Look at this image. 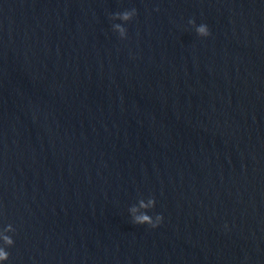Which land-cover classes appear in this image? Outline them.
Here are the masks:
<instances>
[{
    "label": "water",
    "instance_id": "water-1",
    "mask_svg": "<svg viewBox=\"0 0 264 264\" xmlns=\"http://www.w3.org/2000/svg\"><path fill=\"white\" fill-rule=\"evenodd\" d=\"M9 223L0 264H264V0H0Z\"/></svg>",
    "mask_w": 264,
    "mask_h": 264
},
{
    "label": "clouds",
    "instance_id": "clouds-1",
    "mask_svg": "<svg viewBox=\"0 0 264 264\" xmlns=\"http://www.w3.org/2000/svg\"><path fill=\"white\" fill-rule=\"evenodd\" d=\"M136 15V9H126L120 12L111 13L110 18L113 20L119 19L120 21H129ZM189 24L195 25L194 19H189ZM112 29L118 33L121 39L126 38L127 29L121 23L112 24ZM195 32L198 36L207 37L210 35V30L208 26L204 23L195 26ZM155 205V198L149 196L146 200L141 198L135 205L130 206L128 209L132 222L134 224H147L153 228L157 227L162 222V215L156 214L155 217L147 214V209L153 208ZM142 210V211H140ZM16 229L13 227L11 223L7 224L3 230H0V261H6L9 257V252L6 250V246H12L14 244V240L12 236L6 233H14Z\"/></svg>",
    "mask_w": 264,
    "mask_h": 264
}]
</instances>
